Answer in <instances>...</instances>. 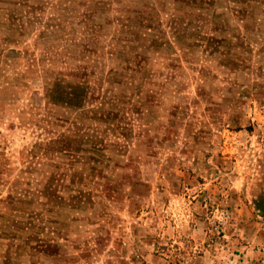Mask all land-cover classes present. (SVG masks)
<instances>
[{
    "label": "rangeland",
    "instance_id": "1",
    "mask_svg": "<svg viewBox=\"0 0 264 264\" xmlns=\"http://www.w3.org/2000/svg\"><path fill=\"white\" fill-rule=\"evenodd\" d=\"M45 75L80 86L70 124L123 156L75 224L47 216L44 253L0 210V264H264V0H0V200L37 216L39 157L71 130L47 121L65 103Z\"/></svg>",
    "mask_w": 264,
    "mask_h": 264
},
{
    "label": "trees",
    "instance_id": "2",
    "mask_svg": "<svg viewBox=\"0 0 264 264\" xmlns=\"http://www.w3.org/2000/svg\"><path fill=\"white\" fill-rule=\"evenodd\" d=\"M43 81L47 94L45 98L50 107L59 110V104L65 103L63 105L64 116L57 113L55 117L47 118L54 129L57 130V127H61L60 124L67 126L71 120L78 119L73 116L75 113H72L68 106L78 109L84 103L85 95L82 96V89L79 91L80 86L72 83L73 87H71L61 78H53L47 75ZM59 92L69 96L70 99L62 100L58 96ZM60 111L62 112L61 109ZM73 123L77 124L78 122H72L69 127L71 130H68L67 133H58L56 137L48 141L39 157L42 161V168L39 173L47 183L45 193L41 195L42 198H45V205L48 206L45 214L38 213L37 216L33 204L21 194L11 192L6 199L0 200V210L11 212L12 219L17 221L12 224L19 225L14 232H8L7 240L19 244L22 247L19 249L24 251L25 256L28 254L32 257L48 251L49 247L57 246L52 244V240H45L46 236L43 235L46 224L56 226L52 228L53 230H57L58 227V224L49 221L47 216L60 218L63 229L75 224L81 211L90 200L92 189L89 186L93 182L100 186L98 181L111 179V175L104 176L105 169L109 167V163H114L116 153L123 156L121 150L111 153L108 144L104 142L95 144L94 140L89 141V137H84V133H81L80 129L74 130ZM84 138L87 140L86 143H83ZM32 156L37 157L38 155L35 153ZM63 159H74L71 167L67 170L62 166L61 161ZM144 187L146 186L144 185ZM95 190L97 192V189ZM34 212L36 216L33 218L31 214ZM25 214H28L26 218L24 217ZM6 227L0 223V232L8 230Z\"/></svg>",
    "mask_w": 264,
    "mask_h": 264
}]
</instances>
